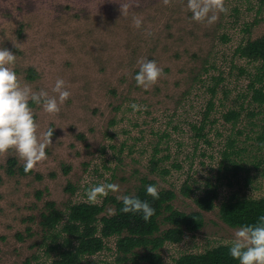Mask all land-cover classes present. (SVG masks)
<instances>
[{
  "label": "rangeland",
  "instance_id": "rangeland-1",
  "mask_svg": "<svg viewBox=\"0 0 264 264\" xmlns=\"http://www.w3.org/2000/svg\"><path fill=\"white\" fill-rule=\"evenodd\" d=\"M224 4L228 11L208 24L190 18L186 0H0V47L16 54L21 84L54 95L55 80L63 78L71 92L56 114L30 102L39 134L53 129L47 159L30 176H7L9 159L24 162L13 151L0 154V264L57 257L51 249L64 235L55 243L44 238L46 203L65 218L71 205L102 204L104 197L87 200L92 185L118 184L107 197L119 201L134 196L143 178L172 190L170 205L185 214L198 212L194 200L209 186L218 193L214 209L201 212V229L159 250L162 264L227 245L235 229L220 220L219 206L231 196L264 198V105L251 103L249 89L264 67L235 54L264 37V0ZM134 18L142 19L139 29ZM143 58L164 72L147 90L133 79ZM231 111L240 113L233 124L222 119ZM224 151L232 153L223 158ZM151 161L169 174L151 173ZM183 186L190 197L180 194ZM113 212L109 203L100 217ZM165 216L157 219L159 234L169 228ZM115 243L104 239V249L82 264H116Z\"/></svg>",
  "mask_w": 264,
  "mask_h": 264
},
{
  "label": "trees",
  "instance_id": "trees-1",
  "mask_svg": "<svg viewBox=\"0 0 264 264\" xmlns=\"http://www.w3.org/2000/svg\"><path fill=\"white\" fill-rule=\"evenodd\" d=\"M235 54L249 62L259 61L261 68L264 67V37L239 45ZM28 78L31 80L34 77L29 76ZM255 84L261 86L256 88ZM263 88L264 72L261 75L257 74L249 83V89L252 92L251 103L258 106L264 105ZM239 115L240 113L231 111L223 115L222 119L226 123L233 124ZM199 130L196 129V131ZM232 144L233 141L228 142L227 148L231 149ZM229 152L224 151L221 154L222 157L227 158L232 153ZM151 165V173L158 172L162 176L169 174L166 169L158 171L157 164L153 161H151ZM175 168L179 167L175 166ZM32 172L31 169L25 170L24 166H18L13 158L7 161L5 173L9 177H26L30 176ZM40 178V176H36V179ZM148 185H156V183L146 178L141 179L134 194L135 197L147 201L155 209V214L148 221H145L138 212L125 213L121 211L122 202L107 196L104 197L101 205L81 203L69 206L65 218L52 202L46 203V213L41 215L42 221L40 222L44 238H49L55 243L60 234L64 235L61 247L55 246L51 249L56 250L57 257L50 264H82L84 258L93 256L104 249V239L112 237L116 238V264H140L141 262L162 264L159 250L165 244L180 243L185 233H194L201 229L203 225L201 212L212 211L218 197L216 189L209 186L201 196L194 200L198 212L185 214L174 210L170 205L176 197L172 190H158L159 198L153 200L145 191ZM65 191L73 193L74 188L68 185ZM179 192L184 197L192 195V189L189 186H183ZM109 203L114 206L113 214L100 217L105 206ZM164 213L166 216L163 220L169 228L159 234L157 219ZM218 214L220 220L232 229L241 225L255 224L259 217L264 216V198L250 199L231 196L219 206ZM59 226L60 229L57 232ZM26 233L27 236L31 235L29 229H26ZM16 237L19 241L23 240L21 235H16ZM137 250L141 253H138ZM175 264H238V261L230 257L228 245H219L202 254L183 255L175 261Z\"/></svg>",
  "mask_w": 264,
  "mask_h": 264
},
{
  "label": "clouds",
  "instance_id": "clouds-1",
  "mask_svg": "<svg viewBox=\"0 0 264 264\" xmlns=\"http://www.w3.org/2000/svg\"><path fill=\"white\" fill-rule=\"evenodd\" d=\"M186 8L191 12V19L197 22L214 23L220 13H226L224 0H186ZM136 28L142 25V19L134 18ZM16 54L7 48L0 47V154L15 152L24 162L25 170H30L39 162L47 159L46 148L52 144L53 129H47L41 136L38 124L34 119L30 102L39 105L48 114H56L60 106L68 100L71 92L63 78H57L52 93L43 89L39 91L27 83L21 84L14 65ZM164 75L163 68L155 60L143 58L138 61V71L133 79L138 87L147 90L155 85ZM139 106L133 105V108ZM115 183H99L86 189L89 202H97L109 192H118ZM146 193L153 200L159 198L156 185H148ZM121 211L140 213L145 221L154 214L155 209L147 201L132 195H121ZM228 245L230 257L238 264H264V216L259 217L255 224L241 225L234 230V236Z\"/></svg>",
  "mask_w": 264,
  "mask_h": 264
}]
</instances>
